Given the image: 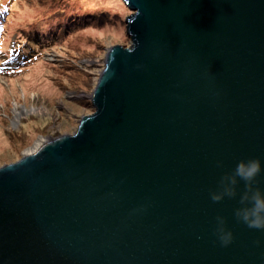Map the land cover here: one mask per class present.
<instances>
[{"label": "water", "instance_id": "water-1", "mask_svg": "<svg viewBox=\"0 0 264 264\" xmlns=\"http://www.w3.org/2000/svg\"><path fill=\"white\" fill-rule=\"evenodd\" d=\"M122 1L92 114L0 168V264H264L245 182L211 198L249 159L264 193V0Z\"/></svg>", "mask_w": 264, "mask_h": 264}, {"label": "rangeland", "instance_id": "rangeland-1", "mask_svg": "<svg viewBox=\"0 0 264 264\" xmlns=\"http://www.w3.org/2000/svg\"><path fill=\"white\" fill-rule=\"evenodd\" d=\"M102 1L117 14L115 24L76 31L63 43L33 53L26 67H11L15 70L0 74V168L19 161L38 139L47 142L73 135L81 119L92 114L89 97L104 70L109 49L131 45L125 20L132 12L122 0ZM30 2L12 3L11 18L20 20L16 29L26 26L23 11L33 8ZM8 69L2 66L0 72Z\"/></svg>", "mask_w": 264, "mask_h": 264}, {"label": "trees", "instance_id": "trees-1", "mask_svg": "<svg viewBox=\"0 0 264 264\" xmlns=\"http://www.w3.org/2000/svg\"><path fill=\"white\" fill-rule=\"evenodd\" d=\"M14 1L19 0H0V68H9L0 74L26 67L33 53L63 43L76 31L116 23L117 14L102 0H31L29 7L33 8L23 11L26 26L16 29L20 20L11 18Z\"/></svg>", "mask_w": 264, "mask_h": 264}, {"label": "clouds", "instance_id": "clouds-1", "mask_svg": "<svg viewBox=\"0 0 264 264\" xmlns=\"http://www.w3.org/2000/svg\"><path fill=\"white\" fill-rule=\"evenodd\" d=\"M262 171L259 159H249L240 161L232 174L222 177L220 183L222 191L213 193L211 198L214 202H219L224 196L234 197L236 195L237 178L245 182L246 191L240 199L244 207L238 208L236 217L251 229H264V193L259 189L253 190V183ZM218 219V233L222 244L227 245L232 240L231 232L224 229L223 218Z\"/></svg>", "mask_w": 264, "mask_h": 264}, {"label": "bare ground", "instance_id": "bare-ground-1", "mask_svg": "<svg viewBox=\"0 0 264 264\" xmlns=\"http://www.w3.org/2000/svg\"><path fill=\"white\" fill-rule=\"evenodd\" d=\"M16 115L19 116L20 114L17 112ZM44 143H46V139H38L33 145V147L25 151L24 155L29 156L34 154Z\"/></svg>", "mask_w": 264, "mask_h": 264}]
</instances>
